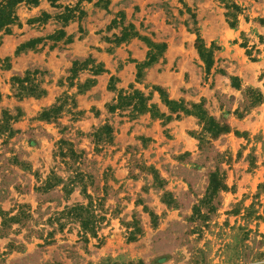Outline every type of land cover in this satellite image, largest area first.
<instances>
[{
    "label": "rangeland",
    "instance_id": "374dc122",
    "mask_svg": "<svg viewBox=\"0 0 264 264\" xmlns=\"http://www.w3.org/2000/svg\"><path fill=\"white\" fill-rule=\"evenodd\" d=\"M11 16L0 264H264V0H18ZM135 90L153 114L119 100Z\"/></svg>",
    "mask_w": 264,
    "mask_h": 264
},
{
    "label": "trees",
    "instance_id": "16d2710c",
    "mask_svg": "<svg viewBox=\"0 0 264 264\" xmlns=\"http://www.w3.org/2000/svg\"><path fill=\"white\" fill-rule=\"evenodd\" d=\"M17 1L18 0H7L4 4H2L1 9H0V27H2L5 22L12 23L14 20H16V18L15 17L12 18L11 15H12V6ZM149 48H150V51L147 54V61L143 64L145 66L151 65L152 63H154L158 59V54L159 53H162L165 50V44H154L153 43V44H150L149 45ZM154 50H156L157 52H154ZM202 57H203V55H202ZM123 99L129 100L130 101L129 102L130 103L129 105H132L131 104V101L132 100L137 99V102L134 103V105H133V111L136 112L137 114H139V113H145V112H150L152 114L154 113L153 112V108L155 109V106L154 105H149L148 104V99L139 90H135L132 95H128V96H126V95H124V96L122 95L121 96L120 95L119 96V100L122 101ZM162 100H163L164 104L166 106H168V108L172 112L175 111L174 110V106L176 104H178L176 101L169 100L166 97L163 98V96H162ZM178 105H180V104H178ZM119 107H121L120 104H119ZM194 107H196V106H194ZM181 109H183V108H181ZM184 111L186 113H189L188 110H184ZM199 118L201 120H204V122H206L207 124L213 125V128L212 129L215 132L214 135L219 134V133H222V132H224V131L227 130V127L226 126H224V127L221 126L220 127V126L216 125L213 122L212 119L209 118V120H208V118L206 116H204V114H200ZM215 180H216V177L213 176L212 177V180H211V184H210V186L212 187V192H215V189L218 187V183ZM48 185L50 186V183L49 182H48ZM83 211H85L84 207L78 205V206H75L74 208L70 209L69 212H74V213L75 212H78L77 213V217H79L80 216V213L79 212H83ZM90 218H92V217L90 216ZM81 224H82L81 225L82 228L87 231V229L89 228V225H88L89 222H83L82 221Z\"/></svg>",
    "mask_w": 264,
    "mask_h": 264
},
{
    "label": "crops",
    "instance_id": "0c3cea01",
    "mask_svg": "<svg viewBox=\"0 0 264 264\" xmlns=\"http://www.w3.org/2000/svg\"><path fill=\"white\" fill-rule=\"evenodd\" d=\"M17 46H18V41L16 38L12 40V39L7 37L4 40V43H2L0 46V57L1 58H5V57H9V56L14 57ZM42 57H45V55H43ZM28 59H31L30 55H28V56L26 55L24 57V59H21L20 57L15 58V60L13 61L12 67L10 69V73L12 75H17V74H20L23 71H25L27 68H29L31 62ZM41 59H43V58H41ZM22 60H26L28 64H24L23 67H20V61H22Z\"/></svg>",
    "mask_w": 264,
    "mask_h": 264
}]
</instances>
